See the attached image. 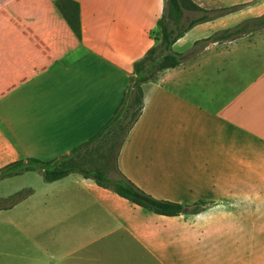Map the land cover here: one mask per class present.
<instances>
[{"label": "crops", "instance_id": "1", "mask_svg": "<svg viewBox=\"0 0 264 264\" xmlns=\"http://www.w3.org/2000/svg\"><path fill=\"white\" fill-rule=\"evenodd\" d=\"M57 1L0 0V169L56 160L92 138L157 44L165 0H72L80 38ZM215 1L244 7L173 44L184 58L142 86L141 116L117 158L151 197L204 209L157 215L71 173L48 183L44 201L58 245L0 246V264H264L262 49L238 37L189 54L263 15L264 0Z\"/></svg>", "mask_w": 264, "mask_h": 264}, {"label": "trees", "instance_id": "2", "mask_svg": "<svg viewBox=\"0 0 264 264\" xmlns=\"http://www.w3.org/2000/svg\"><path fill=\"white\" fill-rule=\"evenodd\" d=\"M57 10L69 25L77 38L81 37L79 6L72 0H58ZM244 5L203 9L191 0H165V11L158 21V45L147 51L145 56L133 66V75L129 80L124 96L113 116L88 141L73 148L68 154L53 161L24 159L13 162L0 169V181L18 177L29 172H40L46 183L60 180L71 173L81 174L93 180L98 186L111 190L129 202L157 215L176 216L183 213H198L204 209L203 202L197 203L191 210H183V204L159 200L143 192L117 169V158L122 145L138 121L143 110L142 86L158 80L160 72L173 69L182 62L184 55L172 50L173 44L194 26L212 21L239 10ZM202 12L198 18H189L185 12ZM209 13L211 15H205ZM184 21H188L184 24ZM264 27V14L244 20L233 28L214 33L209 38L195 43L203 46L209 43L235 40L251 31ZM160 37V38H159ZM98 151L103 160V168L78 166L91 151ZM113 169H108L109 166ZM108 170L116 176H109ZM31 191H28V194ZM187 208V207H186Z\"/></svg>", "mask_w": 264, "mask_h": 264}, {"label": "rangeland", "instance_id": "3", "mask_svg": "<svg viewBox=\"0 0 264 264\" xmlns=\"http://www.w3.org/2000/svg\"><path fill=\"white\" fill-rule=\"evenodd\" d=\"M191 1L206 10L222 6L218 5L215 0ZM203 14L202 12H185V16L190 19L198 18ZM205 15L211 14L205 13ZM187 22L184 21V24H187ZM239 39H243L241 42L247 46L251 45V50L253 45L256 44V49H262L260 52L256 51V53H261L262 58H264V27L251 31ZM158 43L157 41L156 45ZM220 44L222 47L227 45L225 42ZM235 44H228V46ZM203 49L204 46L201 43L195 46L192 51H189V54L202 51ZM262 69H264V66ZM99 153L98 151H91L87 154L89 156L81 160L78 166L103 168L101 166L103 160L100 158ZM108 169H113L112 165ZM108 173L111 177L116 176L112 170H108ZM28 191H31V193L28 194ZM48 191L49 185L43 180L40 172L25 173L18 177L0 181V246L28 248L58 245L60 239H52L45 227L46 208L44 201Z\"/></svg>", "mask_w": 264, "mask_h": 264}, {"label": "water", "instance_id": "4", "mask_svg": "<svg viewBox=\"0 0 264 264\" xmlns=\"http://www.w3.org/2000/svg\"><path fill=\"white\" fill-rule=\"evenodd\" d=\"M187 208L185 206H183V210H186Z\"/></svg>", "mask_w": 264, "mask_h": 264}]
</instances>
